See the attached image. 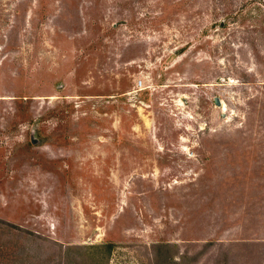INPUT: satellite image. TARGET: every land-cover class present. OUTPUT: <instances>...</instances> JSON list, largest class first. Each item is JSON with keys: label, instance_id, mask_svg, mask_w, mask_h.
<instances>
[{"label": "rangeland", "instance_id": "1", "mask_svg": "<svg viewBox=\"0 0 264 264\" xmlns=\"http://www.w3.org/2000/svg\"><path fill=\"white\" fill-rule=\"evenodd\" d=\"M0 264H264V0H0Z\"/></svg>", "mask_w": 264, "mask_h": 264}]
</instances>
